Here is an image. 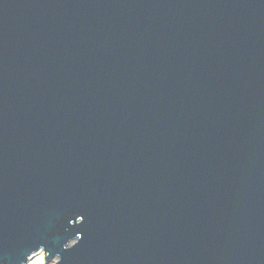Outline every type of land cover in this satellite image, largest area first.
<instances>
[{"label":"water","instance_id":"water-1","mask_svg":"<svg viewBox=\"0 0 264 264\" xmlns=\"http://www.w3.org/2000/svg\"><path fill=\"white\" fill-rule=\"evenodd\" d=\"M264 264V0H0V264Z\"/></svg>","mask_w":264,"mask_h":264},{"label":"rangeland","instance_id":"rangeland-1","mask_svg":"<svg viewBox=\"0 0 264 264\" xmlns=\"http://www.w3.org/2000/svg\"><path fill=\"white\" fill-rule=\"evenodd\" d=\"M37 256H39V253L36 255V257H34V258L32 259L31 264H52V263H50V262L46 263L44 258L42 259L41 262H39V258H38ZM30 261H31V260H30ZM37 261H38V262H37Z\"/></svg>","mask_w":264,"mask_h":264},{"label":"bare ground","instance_id":"bare-ground-1","mask_svg":"<svg viewBox=\"0 0 264 264\" xmlns=\"http://www.w3.org/2000/svg\"><path fill=\"white\" fill-rule=\"evenodd\" d=\"M38 254V253H37ZM38 258H39V262H41L42 261V259H43V254H42V252H40L39 253V256H37ZM31 260V261H30ZM26 264H31V262H32V259H30ZM38 262V261H37Z\"/></svg>","mask_w":264,"mask_h":264}]
</instances>
